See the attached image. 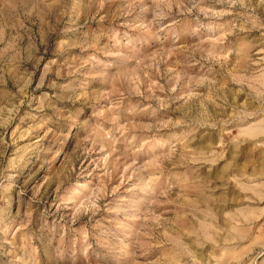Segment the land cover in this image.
I'll list each match as a JSON object with an SVG mask.
<instances>
[{
    "label": "rangeland",
    "instance_id": "1",
    "mask_svg": "<svg viewBox=\"0 0 264 264\" xmlns=\"http://www.w3.org/2000/svg\"><path fill=\"white\" fill-rule=\"evenodd\" d=\"M0 264H264V0H0Z\"/></svg>",
    "mask_w": 264,
    "mask_h": 264
}]
</instances>
